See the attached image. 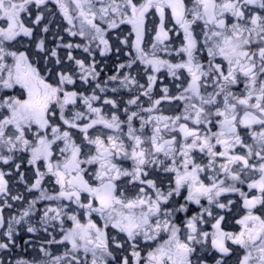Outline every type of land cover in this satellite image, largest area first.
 I'll return each instance as SVG.
<instances>
[{"label":"snow or ice","instance_id":"1","mask_svg":"<svg viewBox=\"0 0 264 264\" xmlns=\"http://www.w3.org/2000/svg\"><path fill=\"white\" fill-rule=\"evenodd\" d=\"M17 226L14 264H264V0H0Z\"/></svg>","mask_w":264,"mask_h":264},{"label":"flooded vegetation","instance_id":"2","mask_svg":"<svg viewBox=\"0 0 264 264\" xmlns=\"http://www.w3.org/2000/svg\"><path fill=\"white\" fill-rule=\"evenodd\" d=\"M49 7L53 11H56L55 5L50 4ZM55 19L57 20L58 23H62V18L59 17L58 13H57ZM41 26H43V25H41ZM50 27L52 28L53 31L56 30V24L50 25ZM122 27H125V26H122ZM36 33H37V36L41 35L39 28L36 29ZM46 35L48 36L49 44L51 46V41H52L51 33L46 34ZM112 35H113V38H114L115 33H113ZM65 36H66V34H65ZM66 39H73V38H70V37L66 36ZM75 39L78 40L79 38H75ZM97 58L98 59H103V58L99 57L98 53H97ZM112 59L114 60L115 57L112 56ZM111 68H112V64H111V62H109L108 65H107V69H106V71H108L109 74H111L110 73ZM133 74H135V73H133ZM157 91H159V85L157 86ZM26 168H27V165H26V162H25V165H24V167L21 170L23 171ZM17 190L23 191V185H19L18 188H16V187L13 188L14 192L17 191ZM29 198H31V197H29ZM20 207H21V205L19 203H16L15 207H13L12 209H10V210L9 209H5L4 210L5 219H7L10 214H18V209ZM0 231H2V230H0ZM26 239H31L32 240V244L26 246L24 244V240H26ZM43 239H44V234L43 233H39L38 232L37 234H35L33 236L32 234H28L26 231L20 230V227L17 226L16 242L19 245V247L13 248L6 255L3 254L2 252H0V259H2L4 261V264H14V262L17 259L32 260L34 258H38V248H39L40 243L43 242ZM33 245H35V247H33Z\"/></svg>","mask_w":264,"mask_h":264},{"label":"rangeland","instance_id":"3","mask_svg":"<svg viewBox=\"0 0 264 264\" xmlns=\"http://www.w3.org/2000/svg\"><path fill=\"white\" fill-rule=\"evenodd\" d=\"M42 27V26H41Z\"/></svg>","mask_w":264,"mask_h":264}]
</instances>
